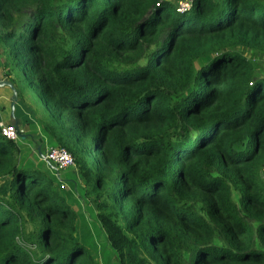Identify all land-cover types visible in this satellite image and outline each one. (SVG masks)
<instances>
[{
	"label": "trees",
	"instance_id": "trees-1",
	"mask_svg": "<svg viewBox=\"0 0 264 264\" xmlns=\"http://www.w3.org/2000/svg\"><path fill=\"white\" fill-rule=\"evenodd\" d=\"M260 53L264 0H0L3 73L43 95V139L73 157L118 264H264ZM17 146L0 133V264H96Z\"/></svg>",
	"mask_w": 264,
	"mask_h": 264
},
{
	"label": "crops",
	"instance_id": "crops-1",
	"mask_svg": "<svg viewBox=\"0 0 264 264\" xmlns=\"http://www.w3.org/2000/svg\"><path fill=\"white\" fill-rule=\"evenodd\" d=\"M171 1L175 2L176 0ZM1 62H3V60L0 58V80H7L13 85L16 90V97L14 100H12L10 86L6 84H0V121L14 124L18 134V144H24L29 141L30 143L34 144L35 148H38L40 145H42L41 150L38 151V153L41 154L43 151L44 139H46V141L49 143L51 141V138H49L47 135L43 139V134L40 131L41 125L39 120L41 117L42 109L38 107H36V109H33L34 101L31 98L32 96H30L29 98V96L26 95L21 86L18 87L13 82V80H11V78H16L18 80V77H20V75L17 73L15 74L17 75V77H11L9 74H4L3 68L1 67ZM11 100L12 110L10 109ZM42 161L45 162V164H43V169H45V173L53 179V184H55L56 181V179H54V177H56L55 175L64 180L69 179L63 178V176L59 175V172H55V168L51 163H48L45 160ZM61 171L73 172L74 176L70 179L72 181L71 184L65 181L66 189L63 188L65 189V191L58 190L56 192L62 198V200L66 204H68L77 214L74 220V224L79 239L81 240L80 237L84 236L86 239L90 238L91 240H93L94 236L91 234L89 229L84 228L82 232H77V219L80 220V223L83 227L85 225H88L86 216L88 209H91L95 213V205L93 204L91 198H84V195L82 194V187H84L83 179L74 166H69L65 169H62ZM82 242L86 243L84 241Z\"/></svg>",
	"mask_w": 264,
	"mask_h": 264
},
{
	"label": "rangeland",
	"instance_id": "rangeland-1",
	"mask_svg": "<svg viewBox=\"0 0 264 264\" xmlns=\"http://www.w3.org/2000/svg\"><path fill=\"white\" fill-rule=\"evenodd\" d=\"M176 2H177V0L173 3L176 4ZM239 49L240 48L238 47V50ZM0 58L4 61V56L2 54H0ZM255 60H256L257 64L259 65V67L264 68V54L263 53H260L259 55H257ZM1 64H2V62H1ZM3 69H6V66H4ZM8 74L11 77H17V75H15L17 73H15V72L14 73L9 72V73H7V75ZM11 80H13V82L18 87L22 86V84H23L21 81V77H18V80L16 78H11ZM22 89L26 93V95L29 96V98H30V96H32L31 98L34 101L33 109H36V107L43 109V105H42L43 95L40 94V96L35 97L36 95L29 92L28 90H26L25 87H23ZM41 148H42V145H40L38 148H35L34 144L30 143L28 141L27 143H24V144H18L17 148L14 151V155L20 159V163L22 164V166L38 168V169L42 168L43 169L44 168L43 164H45V162L42 161L43 159L42 160H41V158L39 159V156H38V155H40V153H38V151L41 150ZM44 148H45V144H43V149ZM46 162L51 163L49 161H46ZM42 169H40V170H42ZM42 171L45 172V169H43ZM59 175L63 176V178H69V179L64 180V179L60 178L59 176L57 177V175H55L56 177L53 176L54 179L57 180V178H60L64 182L66 181L70 184L72 183V181L70 179L73 178V176H74L73 172L60 170ZM262 178L264 179V175ZM65 185H66V183H65ZM7 186H8L7 175H0V196H2V197L7 196ZM53 187L56 191H58V189L56 187V181H55V184H53ZM63 188H65V186ZM63 188H61V190H59V191H62V190L65 191L66 188L65 189H63ZM82 194L84 195V198H91V200L94 204L93 197L89 194H84V188L83 187H82ZM232 197L235 198L234 193H232ZM21 212H22V216H23L22 221L24 223L25 230L26 231L31 230L34 227V223L27 219V217L24 214V211H21ZM76 215L77 214L75 213V217H76ZM86 216H87V220H88V225H85L83 227H82V224L80 223V220L77 219V223H78L77 232H82L84 228H87V229H89L91 234L94 236L93 240H91L90 238L86 239L84 236H81L80 238L82 241L86 242L89 246H91V254H92L93 258L95 259L96 264H118L116 261L115 255H114V251L110 248L106 239L103 237V232L101 231V227L99 226V223L96 219L95 213L91 209H88ZM78 238H79V236H78Z\"/></svg>",
	"mask_w": 264,
	"mask_h": 264
},
{
	"label": "built area",
	"instance_id": "built-area-1",
	"mask_svg": "<svg viewBox=\"0 0 264 264\" xmlns=\"http://www.w3.org/2000/svg\"><path fill=\"white\" fill-rule=\"evenodd\" d=\"M191 5V0H177L175 6L177 10H183L189 8ZM0 133L9 139H16L18 134L14 124L9 122L0 121ZM45 148L39 157L45 161L51 162L55 168V172H59L69 166H74L73 157L66 149L58 145L49 144L46 139H44ZM261 176L264 175V164L260 169ZM57 186L63 188L65 182L60 178H57Z\"/></svg>",
	"mask_w": 264,
	"mask_h": 264
},
{
	"label": "water",
	"instance_id": "water-1",
	"mask_svg": "<svg viewBox=\"0 0 264 264\" xmlns=\"http://www.w3.org/2000/svg\"><path fill=\"white\" fill-rule=\"evenodd\" d=\"M0 84H6V85L10 86V88H11V99L14 100L16 97V90L13 87V85L7 80H0ZM12 100L10 102V109L11 110H12Z\"/></svg>",
	"mask_w": 264,
	"mask_h": 264
},
{
	"label": "clouds",
	"instance_id": "clouds-1",
	"mask_svg": "<svg viewBox=\"0 0 264 264\" xmlns=\"http://www.w3.org/2000/svg\"><path fill=\"white\" fill-rule=\"evenodd\" d=\"M259 173H260V171H259ZM260 176H261V174H260ZM261 177H262V176H261ZM56 187H57L58 190L61 189V188H59V187L57 186V181H56Z\"/></svg>",
	"mask_w": 264,
	"mask_h": 264
}]
</instances>
